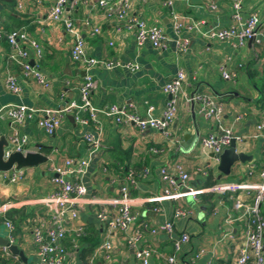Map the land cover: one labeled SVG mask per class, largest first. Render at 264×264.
Here are the masks:
<instances>
[{"label":"crops","instance_id":"0c3cea01","mask_svg":"<svg viewBox=\"0 0 264 264\" xmlns=\"http://www.w3.org/2000/svg\"><path fill=\"white\" fill-rule=\"evenodd\" d=\"M100 1L71 0L65 13L83 37L87 55L117 65L90 71L97 81V89L91 96L92 106L96 109L119 106L145 119H160L170 100L164 92L165 85L179 71H184L186 82L177 119L168 135L156 130L142 131L134 124L119 125L102 114L88 126L69 115L54 135L39 126L40 113L22 125L13 123L5 115L9 107L42 111L80 104V87L86 71L71 60L74 35L67 32L62 22L55 23L48 18L56 0H0V32L25 29L31 39L42 45L44 57L37 60L31 50L30 62L39 67L50 85L46 88L25 77L22 68L11 60L7 40H0V135L8 136L10 147L6 150L16 152L12 140L18 135L25 140L26 152H39L48 158L47 163L22 170L23 179L17 183H9L4 173H0V209L6 204L12 205L6 212L0 211V239L7 240L5 222L10 221L15 226L16 246L24 253L27 264L37 262L32 231L40 220L51 219L55 208L48 199L56 191L52 183L53 169L71 158L77 162L87 160L90 164L83 176L88 190L85 205L79 219L72 223L85 227L86 235L77 242L76 250H72L73 234L64 241L71 253L68 264H86L106 241L114 247L111 258L107 260L100 253L96 256L98 264H143L127 241L137 231L142 234L137 247L154 251L150 264H166V258L172 255H176L178 264H235L236 245L245 231V221L235 220L232 224L226 221L230 216L238 217L233 211L234 201L241 199L252 204L253 194L219 195L204 185L210 173L218 182L213 187L260 183L264 171V139L249 138L237 143L238 153H244L251 160L236 164L230 176L219 179V161L212 153L202 150L201 139L214 133L222 135V132L205 118L198 105H186L184 99L186 95L209 94L224 105V129L245 138L255 134L256 126L264 118V0H244L243 15L259 16L258 33L261 34L244 46H239L236 40H208L202 36L232 25V0H173L172 8L159 0H127L132 17L144 20L148 26H159L171 39L174 38L172 12L204 22L199 32L187 29L182 32L181 37L190 42L185 53H179L173 41L167 50L154 49L150 44L138 47L134 33L125 29L124 22L117 17L118 5L123 0H113V10L101 9ZM95 29L100 32L95 33ZM126 65H133L137 70H130ZM221 67L235 74V81L224 80ZM9 74L17 78L19 95L8 89ZM81 116L89 118L85 112ZM89 134L100 135L102 139V148L94 156L86 141ZM177 163L191 175L186 189L206 192L197 199L150 202L166 188L160 169H172ZM145 170L150 174L143 177ZM201 170L207 171L208 176L204 177ZM130 171L135 173L136 185H129V200L137 219L128 233L110 231L97 215L105 207L113 211V203L121 197L120 190L127 184ZM210 194L213 200L207 199ZM177 209L191 211L192 215L177 219L173 234H152V229L170 221ZM261 212L264 214V204ZM229 232L236 237V242L226 237ZM184 234L190 236V241L181 244ZM177 243H180L179 251L175 250ZM201 251L204 254L197 258ZM17 258L5 259L10 264H23Z\"/></svg>","mask_w":264,"mask_h":264},{"label":"built area","instance_id":"2783aa9c","mask_svg":"<svg viewBox=\"0 0 264 264\" xmlns=\"http://www.w3.org/2000/svg\"><path fill=\"white\" fill-rule=\"evenodd\" d=\"M71 0H56L55 5L50 9L48 18L55 23H63L68 33L74 35L75 41L71 51V60L73 63L79 64L85 68L86 76L80 87L81 103H72L63 109H45L37 111L27 107H9L5 111V115L13 123L22 125L26 121L32 120L38 113L39 126L49 135H54L59 130L69 115L83 126L95 122L96 118L102 114L109 119H113L119 125L134 124L142 131L156 130L169 134L170 128L175 123L178 115V105L180 96L183 92V86L186 82V74L179 71L176 77L167 83L164 87L165 94L170 96L164 115L160 119H145L139 115L132 113L127 108L119 106H110L103 109H96L92 106L91 96L97 89V81L90 74V71L96 67L114 68V63L101 62L97 59L90 58L86 53L85 41L83 37L74 28L72 20L66 17V9ZM165 7L172 8L173 0H159ZM113 0H101L99 6L101 9L113 10ZM244 0H232L233 6V23L227 29L211 30L202 33V36L208 40L231 41L236 40L239 46H244L248 41L255 40L261 34L258 33L259 16L253 14L249 17L243 15ZM117 17L124 22V28L133 32L138 47L150 44L154 49L167 50L170 42L175 43V47L179 53H185L189 47V40L181 37L184 30L200 31L204 22H196L193 19L172 12V25L174 38L171 39L159 26H148V24L139 18L132 17L129 13V5L127 0L119 3ZM213 8H216L213 6ZM99 33V29L94 30ZM5 38L11 48V60L16 62L23 70L25 77L34 80L43 87H50L47 78L40 71L37 65L30 62V51L35 52L37 60L44 57V49L39 42L30 38L25 29L12 30L8 33L0 32V40ZM130 70H137L133 65H126ZM221 75L224 80L235 81L236 75L231 74L226 67L220 68ZM8 89L10 92L19 95L21 89L17 83V78L9 74ZM186 105H198L204 113L205 118L211 121L214 126L222 132V135L209 134L201 139V148L205 153H212L219 157L225 149L229 148L232 141L236 143H244L249 138L264 139V118L256 126V132L251 137H242L235 135L231 130L223 128L224 105L219 103L209 94H196L193 96H185ZM152 110V109H150ZM85 112L89 118H83L81 113ZM86 141L90 146L91 155H96L102 148V139L100 135L89 134ZM16 146V152L25 153V140L18 135L12 140ZM157 153V150L153 151ZM14 150L5 151V158L9 157ZM217 161H219L217 159ZM89 161L67 159L65 164L57 166L53 169L54 176L52 183L56 187L55 193L48 201L54 205V212L49 221L40 220L33 228L32 240L36 247L37 262L35 264H68L71 253L64 244V241L70 234L74 235V245L72 250L78 248V241L86 235L85 227L74 226L72 223L77 221L80 216V210L85 205L84 200L88 194L87 187L83 183V176L89 167ZM200 173L208 176V172L201 170ZM150 174L149 170H145L143 177ZM162 181L166 188L162 195L150 199V202H162L165 200H177L180 198L190 197L197 199L198 196L205 193L206 190L186 189L187 183L191 180V175L185 170L182 164H175L172 169L163 167L160 169ZM5 179L9 183H17L23 179V171H10L4 173ZM127 184L120 190L121 197L115 201L113 211L103 208L97 215L98 220L105 224L110 231H119L128 233L135 223L137 217L132 212L130 203L129 185H136L135 173L130 171L127 177ZM184 187L181 193L175 191ZM208 191L224 195L227 193H246L253 194V203H245L241 199H236L233 205V211L238 215L237 218L230 216L227 219L228 224H232L235 220L245 221V231L240 238V242L236 245L238 256L235 264H264V214L261 212V206L264 204V171L261 173V182L258 184L243 183L235 186H217L212 187ZM11 204L4 205L0 211L6 212L7 207ZM192 215L191 211L177 209L173 218L152 229V234L165 233L173 234L175 229V221L177 219H187ZM5 225L8 229V243L16 245L15 226L6 221ZM226 237L236 242V237L232 232L226 234ZM142 239V234L137 231L134 236L127 239L128 245L134 249L135 257L142 261L143 264H150L154 251L150 248L140 249L137 247ZM190 241V236L184 234L181 238V244ZM180 243L176 245V251L180 250ZM114 247L111 242L106 241L96 250L95 255L88 259L86 264H98L96 256L103 253L108 260ZM204 254L201 251L197 258ZM0 257L18 260L10 251V246H0ZM166 264H178L176 255L166 258Z\"/></svg>","mask_w":264,"mask_h":264},{"label":"water","instance_id":"95a60500","mask_svg":"<svg viewBox=\"0 0 264 264\" xmlns=\"http://www.w3.org/2000/svg\"><path fill=\"white\" fill-rule=\"evenodd\" d=\"M86 76V72L83 73ZM73 119V117H72ZM74 120V119H73ZM191 144V143H190ZM10 147V142L7 135H0V173H7L10 171H20L27 168L38 167L48 162V158L39 152H26L11 153L9 157L5 158V151ZM219 160L218 170L220 172L219 179L224 176H230L233 167L238 164H245L249 162L250 157L244 153H238L237 143L235 140L229 148L225 149L224 152L219 156L213 155ZM2 240V241H1ZM1 246H10V251L14 256L20 257L23 264H27L24 253L18 249L16 245H10L7 240L0 239Z\"/></svg>","mask_w":264,"mask_h":264},{"label":"trees","instance_id":"16d2710c","mask_svg":"<svg viewBox=\"0 0 264 264\" xmlns=\"http://www.w3.org/2000/svg\"><path fill=\"white\" fill-rule=\"evenodd\" d=\"M217 180L213 176L212 173L208 176L207 182L204 185V188H210L216 185ZM207 199L213 200L214 196L210 194ZM0 264H10L9 260L5 259L4 257H0Z\"/></svg>","mask_w":264,"mask_h":264},{"label":"rangeland","instance_id":"374dc122","mask_svg":"<svg viewBox=\"0 0 264 264\" xmlns=\"http://www.w3.org/2000/svg\"><path fill=\"white\" fill-rule=\"evenodd\" d=\"M10 262V261H9ZM10 263H12V262H10Z\"/></svg>","mask_w":264,"mask_h":264}]
</instances>
